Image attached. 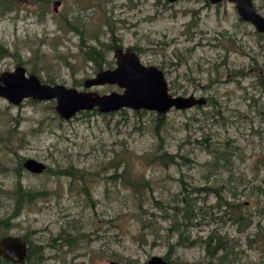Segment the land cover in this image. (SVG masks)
<instances>
[{"label":"rangeland","instance_id":"rangeland-1","mask_svg":"<svg viewBox=\"0 0 264 264\" xmlns=\"http://www.w3.org/2000/svg\"><path fill=\"white\" fill-rule=\"evenodd\" d=\"M208 1L13 0V10L0 7V43L11 52L0 73L23 65L44 83L123 93L118 84L85 86L117 66L114 49L122 46L162 69L172 95L207 99L165 114L95 109L65 120L55 99L14 105L0 97L3 231L27 235L44 263L149 264L159 255L170 264H206L203 241L216 230L233 246L225 264H264V34L234 3ZM253 1L264 15V0ZM86 44L104 51L102 69L86 59ZM29 158L46 171L27 170ZM128 166L150 183L144 200L115 177ZM18 192L43 194L21 202ZM183 199L193 203L191 218L175 209ZM226 201L238 204L234 215ZM240 211L243 222L235 219ZM176 218L187 224L183 244Z\"/></svg>","mask_w":264,"mask_h":264},{"label":"water","instance_id":"water-1","mask_svg":"<svg viewBox=\"0 0 264 264\" xmlns=\"http://www.w3.org/2000/svg\"><path fill=\"white\" fill-rule=\"evenodd\" d=\"M175 2L177 0H168ZM216 4L222 0H210ZM235 4L240 17L252 23L258 32L264 33V15L260 13L253 0H228ZM61 1L55 2V10ZM117 66L114 69L99 71L95 77L85 81L91 88L103 84H118L123 93L100 94L97 91H80L63 84L44 83L38 75H28L26 67L19 65L13 71L0 73V97L14 105H20L29 98L39 101L55 99L56 112L65 120L73 118L80 111L97 109L102 113L116 112L123 108L136 111L152 110L165 114L171 109L185 110L207 103L205 97L174 96L170 93L165 72L156 66H145L133 48L118 46L114 49ZM24 167L32 173L42 174L46 164L33 158L25 161ZM2 220H0V227ZM27 241L22 236H6L0 239V258L15 263H24L27 257ZM149 264H170L164 257L155 255ZM110 264H121L111 261Z\"/></svg>","mask_w":264,"mask_h":264},{"label":"trees","instance_id":"trees-1","mask_svg":"<svg viewBox=\"0 0 264 264\" xmlns=\"http://www.w3.org/2000/svg\"><path fill=\"white\" fill-rule=\"evenodd\" d=\"M0 7L2 8L3 12H7V11H11L15 8L14 6V2L13 0H0ZM85 38L83 37V40ZM85 43V42H84ZM86 47L88 49H84V53H85V57L86 59L90 60V61H95L98 69H102L103 66V50L101 48H98L95 45H89L86 44ZM113 47H115V45H113ZM112 47L109 46V50H111ZM11 55V52L9 51V49L7 47H5L4 45H2L0 43V59H3L4 57H7ZM51 82V81H50ZM162 118V117H159ZM233 152H229L227 155L228 157H232L233 156ZM167 155V154H166ZM157 156V155H156ZM154 157V158H158V157ZM162 161L165 160V157L161 156L159 157ZM169 163H173L174 160H170L168 161ZM128 173V176L125 177V174ZM66 174H70V173H66ZM115 177H119L123 179V182L129 187L131 188L138 196H140V198L142 200L145 199V197H147V190L150 189V183L149 181L145 178L144 175H137L138 177H133L132 174L129 172V166L128 167H124V170L122 173H115ZM258 189H261L260 186L257 187ZM204 191L209 192L210 187H205L202 188ZM262 190V189H261ZM43 193H32V192H25L24 194L21 192H18V201L21 200V202H30L32 201V199L35 198V196H41ZM154 204L158 205V202L155 200ZM226 206H227V210H229L228 212H230L232 215H234V211L236 210L238 206V204L235 203H230L229 201L225 202ZM183 207L179 208L176 207L175 209L177 210H183L184 211V215L183 218H191V216H189L190 214H194V207H193V203L191 201V199H183ZM143 206V201L140 203L139 207ZM185 207V208H184ZM189 213V214H188ZM236 220H238L239 222H243L244 217H243V211H240L239 215L235 218ZM235 220V221H236ZM9 222L8 220L4 221V224L7 226ZM251 224V221L250 223ZM173 226H175V229L178 230L179 233V244H183V242L186 241V238L183 236V233L181 232V229L185 226H187L186 223H180V221L176 218V220L173 223ZM259 235V234H258ZM261 236H263V240H264V234H262ZM253 241V240H251ZM206 245V252H207V257L209 258V261L206 264H225L224 261H228L230 259V255L233 253V246L230 243V240L221 235L219 232H217L216 230H213L208 236L207 238L203 241ZM189 244H191L192 246L195 245L197 243L196 240L194 241H189ZM38 251H35L33 254H29L27 257V261L25 263H20V264H46L44 263V259L43 257L38 255ZM168 259V258H167ZM0 264H14L11 263L8 260H1Z\"/></svg>","mask_w":264,"mask_h":264},{"label":"flooded vegetation","instance_id":"flooded-vegetation-1","mask_svg":"<svg viewBox=\"0 0 264 264\" xmlns=\"http://www.w3.org/2000/svg\"><path fill=\"white\" fill-rule=\"evenodd\" d=\"M177 1H179V0H177ZM177 1H175V2H177ZM208 1V0H207ZM223 1V0H222ZM221 1V2H222ZM208 2H210L211 4H213V5H217V4H219V3H221V2H219V3H216V4H214V3H212L210 0L208 1ZM172 3V2H171ZM261 33V32H260ZM264 34V33H263ZM0 220H2V225H1V227H0V239H2V238H4V237H6V236H10V235H12V236H22V235H13V234H8V233H5L3 230H4V227H6V225L4 224V220L0 217ZM22 237H24L25 239H26V241H27V246H28V248H27V257H28V255L29 254H33V250L34 251H36V249H39V247L37 246V248H35L34 249V246L33 245H31V243H30V238L26 235V236H22ZM27 257H26V261H27ZM1 260H8V259H6V258H4V257H1L0 258V261ZM8 261H10L11 263H14V264H20V263H15V262H13V261H11V260H8ZM25 261V262H26ZM24 262V263H25Z\"/></svg>","mask_w":264,"mask_h":264}]
</instances>
